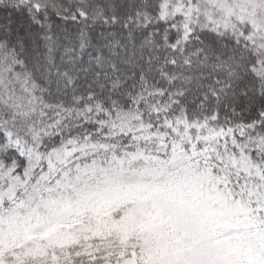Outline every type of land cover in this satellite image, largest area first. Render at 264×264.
<instances>
[{"label":"snow or ice","instance_id":"obj_1","mask_svg":"<svg viewBox=\"0 0 264 264\" xmlns=\"http://www.w3.org/2000/svg\"><path fill=\"white\" fill-rule=\"evenodd\" d=\"M0 264H264V0H0Z\"/></svg>","mask_w":264,"mask_h":264}]
</instances>
